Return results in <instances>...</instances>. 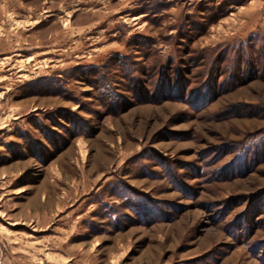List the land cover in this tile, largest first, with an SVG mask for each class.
I'll use <instances>...</instances> for the list:
<instances>
[{
  "label": "rangeland",
  "instance_id": "374dc122",
  "mask_svg": "<svg viewBox=\"0 0 264 264\" xmlns=\"http://www.w3.org/2000/svg\"><path fill=\"white\" fill-rule=\"evenodd\" d=\"M0 264H264V0H0Z\"/></svg>",
  "mask_w": 264,
  "mask_h": 264
}]
</instances>
